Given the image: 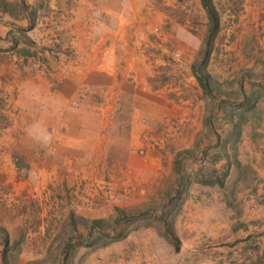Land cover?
Listing matches in <instances>:
<instances>
[{"label":"rangeland","instance_id":"rangeland-1","mask_svg":"<svg viewBox=\"0 0 264 264\" xmlns=\"http://www.w3.org/2000/svg\"><path fill=\"white\" fill-rule=\"evenodd\" d=\"M157 1L168 11L150 26L148 56L163 60L159 80L170 84L169 97L185 111L181 122L170 120L174 130L167 132L181 129L180 139L148 146L173 153L171 167L162 162L154 180L142 170L118 174L108 167L119 144L108 143L104 169L96 168V160L87 173L72 174L66 169L69 158H60L71 151L60 153L59 142L35 149L29 143L0 142V264H194L192 226L198 215L193 204L206 205L213 216L225 214L235 193L232 185L202 180L220 175L225 181V162L218 156L239 150L241 130L257 120L264 104V0H212L218 27L208 42L199 0ZM19 6L17 0H0V9L13 17ZM12 24L10 39L17 40L22 34L18 23ZM193 64L208 73V92L196 82ZM6 99L0 91V107ZM82 146L78 151L84 153ZM30 152L36 157H24ZM81 152L69 156L73 163L80 162ZM215 163L218 173L212 171ZM96 218L106 223L89 232V220ZM166 224L179 239L177 248ZM113 228L123 235L112 239Z\"/></svg>","mask_w":264,"mask_h":264},{"label":"crops","instance_id":"crops-1","mask_svg":"<svg viewBox=\"0 0 264 264\" xmlns=\"http://www.w3.org/2000/svg\"><path fill=\"white\" fill-rule=\"evenodd\" d=\"M17 1L15 17L0 9V91L7 97L0 107V142L29 143L34 149L59 142L60 153L68 149L73 158L83 145L87 155L81 152L76 164L60 154L69 158L66 169L72 174L87 173L96 160V168L104 169L108 143L119 144L108 167L118 174L142 170L154 180L162 162L171 167L173 153L148 146L182 137L181 129L167 132L174 130L172 118L181 122L185 107L174 103L170 84L159 80L163 60L148 56L150 26L168 11L165 3ZM12 23L22 34L17 40L10 39ZM260 109L257 120L241 130L239 150L218 156L226 166L223 183L235 191L225 214L213 216L206 205L193 204L194 264H264V104ZM28 154L27 159L36 157Z\"/></svg>","mask_w":264,"mask_h":264},{"label":"trees","instance_id":"trees-1","mask_svg":"<svg viewBox=\"0 0 264 264\" xmlns=\"http://www.w3.org/2000/svg\"><path fill=\"white\" fill-rule=\"evenodd\" d=\"M200 4L202 6V8L204 9V12L206 13V17H207V39L206 41L208 42L209 37H211L215 31L217 30L218 27V14L216 9L214 8V5L212 3V0H199ZM191 71L192 74L196 80V82L198 83L199 87L201 88V90L205 93L208 92V83L206 81L207 77H208V73L206 72H201L197 69V67L195 66V64H193L191 66ZM177 163V158L174 160V165ZM212 171L214 173H218L217 169H212ZM223 174H226V166L223 170ZM218 182L219 184L223 183V179L221 178L220 175H216V177L214 179H206V180H202V183H212V182ZM118 209H116L117 211ZM113 223H118V219L117 218H113L112 221ZM106 223L105 219L103 218H96V219H91L89 220V224H88V231L91 232L92 229H94V227L96 225H100V224H104ZM113 231H116V233L114 234V236L112 237V239H117L119 237H121L123 235V231L122 230H118L115 228H113ZM166 231L170 237V241H172L174 243L175 248H177L178 245V238L176 237V235L173 233L172 229L169 227L168 224H166ZM6 239H4L3 241H5Z\"/></svg>","mask_w":264,"mask_h":264},{"label":"built area","instance_id":"built-area-1","mask_svg":"<svg viewBox=\"0 0 264 264\" xmlns=\"http://www.w3.org/2000/svg\"><path fill=\"white\" fill-rule=\"evenodd\" d=\"M116 1H117V2H122L123 0H116ZM153 30L156 31V28H154ZM178 55H179V53L176 52V53H175V56H178ZM140 152H141V151H140Z\"/></svg>","mask_w":264,"mask_h":264}]
</instances>
